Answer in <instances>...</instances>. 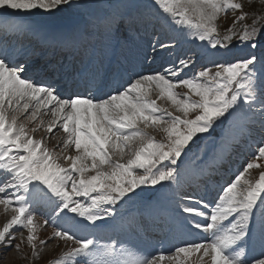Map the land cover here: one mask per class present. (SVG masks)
<instances>
[{
  "label": "snow or ice",
  "instance_id": "obj_1",
  "mask_svg": "<svg viewBox=\"0 0 264 264\" xmlns=\"http://www.w3.org/2000/svg\"><path fill=\"white\" fill-rule=\"evenodd\" d=\"M245 8L244 0H0L4 256L19 240L35 261L58 239L71 246L51 264H163L166 253L173 264L193 256L264 264V16L246 23ZM229 12L222 32L217 22ZM55 18L68 25L54 32ZM53 46L78 63H53L45 56ZM255 126L251 158L230 166ZM41 131L63 134L59 151ZM41 205L48 219L38 218ZM45 226L53 231L41 240ZM194 232L206 238H186Z\"/></svg>",
  "mask_w": 264,
  "mask_h": 264
},
{
  "label": "rangeland",
  "instance_id": "obj_2",
  "mask_svg": "<svg viewBox=\"0 0 264 264\" xmlns=\"http://www.w3.org/2000/svg\"><path fill=\"white\" fill-rule=\"evenodd\" d=\"M244 3L246 4L245 10L250 12V17L248 20L245 21L246 23H251L253 16H256V17L264 16V0H256V2L254 3H253V0H244ZM248 5H251V7H248ZM234 15L235 14L231 12L227 13L226 15L222 14L221 18L217 22L218 28L220 31L222 32L226 31L231 26ZM56 21L60 22L61 25L63 26H65L66 24L68 25V22H69L67 18H55L52 21H50V23H54ZM216 58L218 57H213L211 53H209L206 59L211 60V59H216ZM158 103L164 105L165 107L169 106L168 102L163 101V100L158 101ZM148 131H152V130L149 129ZM56 134H58V132H56ZM62 135L63 134L60 132V135L58 136V138L61 137ZM43 136H45V143L48 146V139L50 136L48 135V133H45ZM58 138L56 137V139ZM260 138H261V133H260L259 127L258 126L253 127L251 135L243 137L240 144L235 147L232 153V157L230 159V166L242 168L243 164L251 158V155L256 147L257 141ZM48 147L56 148V150L59 151V148L57 147V140H55L54 143ZM251 171H252L253 176L257 175L256 170H251ZM38 210H37L38 218L48 219V216L44 214L47 210H43L39 208ZM10 215H11V212L10 211L5 212L4 206L0 205V228H2L3 225L6 223L7 219L10 218ZM60 222H64V224H69L68 222H65V221H60ZM15 231L17 232V234L20 231H23L24 236L25 237L27 236V232L25 230L17 228L15 229ZM52 231H53L52 226H45L44 228L39 229L38 230L39 239L41 240L46 239L47 237L50 236ZM191 237H192V240L194 241H199V240L206 238L204 234L199 233V232L192 233ZM14 243H20L21 244L20 249L11 250L10 252H8L7 256H4V252H7L8 250L0 249V264H44L50 258L51 259L47 262V264H51L53 260L59 258L60 255L63 252H65L68 247L71 246L70 244L69 245L63 244L58 239H53L49 243H47L45 246L40 247L41 257L34 261L32 257V250L29 246H27L25 243H22L19 240L14 241ZM255 252H256V248L252 250L249 254L255 253ZM169 255L170 253L165 254V260L163 261V264H173V262L168 259ZM189 264H198L197 258L195 256L189 258Z\"/></svg>",
  "mask_w": 264,
  "mask_h": 264
},
{
  "label": "bare ground",
  "instance_id": "obj_3",
  "mask_svg": "<svg viewBox=\"0 0 264 264\" xmlns=\"http://www.w3.org/2000/svg\"><path fill=\"white\" fill-rule=\"evenodd\" d=\"M65 26L61 25V23L60 22H57V21L54 22V23H50V27L52 28V30L54 32L57 31V30H60V29L64 28ZM162 38L165 39V40H167L168 34L167 33H162ZM138 41L140 43L144 44L145 46L147 45V40L143 36L139 37L138 38ZM65 50L66 51H63V50H60L59 51L58 56H57L58 59H57L56 62H64V63L67 62V60L69 59V58L67 59V57L69 55H71V50H67V49H65ZM43 119L45 121H48L49 119H51V116L50 115H45V116H43ZM45 133H47V132L46 131H41V132H38L36 135L39 137L41 135H44ZM59 135H60V132H58V134H56L54 137L53 136H50L49 139H48V146H50L51 144H53L54 141L57 140L56 137L58 138ZM260 252H261V249L259 247H256V252L255 253H251L250 255H252V256H255V255L259 256L260 255Z\"/></svg>",
  "mask_w": 264,
  "mask_h": 264
}]
</instances>
